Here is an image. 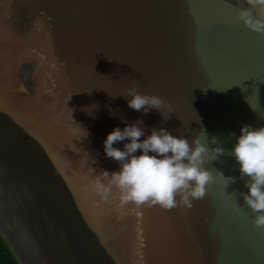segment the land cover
<instances>
[{
    "label": "water",
    "instance_id": "1",
    "mask_svg": "<svg viewBox=\"0 0 264 264\" xmlns=\"http://www.w3.org/2000/svg\"><path fill=\"white\" fill-rule=\"evenodd\" d=\"M248 7L0 0V233L20 264H264V227L229 154L242 126H264V34L238 20ZM130 88L164 100L168 119L128 108ZM138 120L146 134L224 149L190 209L119 206L92 190L119 169L106 135Z\"/></svg>",
    "mask_w": 264,
    "mask_h": 264
},
{
    "label": "clouds",
    "instance_id": "2",
    "mask_svg": "<svg viewBox=\"0 0 264 264\" xmlns=\"http://www.w3.org/2000/svg\"><path fill=\"white\" fill-rule=\"evenodd\" d=\"M245 3L249 7L237 13L238 20L249 30L264 34V0ZM125 98H129L128 108L144 114L152 109L161 112L165 107L160 97L141 94L135 88H130ZM161 115L164 121L168 119ZM142 124L139 120L125 123L106 135L102 142L104 156L117 162L119 169L101 171L90 182L92 190L101 201L117 199L119 206L133 203L158 205L165 210L180 206L190 209L193 201L205 196L207 185L214 180L205 165L224 155V149L217 146L210 152L199 137L190 143L185 136L173 135L163 127L146 134ZM235 141L229 154L239 165L240 178H247V192L239 195L243 204L257 213L254 225L264 227V126H242ZM218 175L224 187L234 182L232 177L224 180L223 173Z\"/></svg>",
    "mask_w": 264,
    "mask_h": 264
},
{
    "label": "trees",
    "instance_id": "3",
    "mask_svg": "<svg viewBox=\"0 0 264 264\" xmlns=\"http://www.w3.org/2000/svg\"><path fill=\"white\" fill-rule=\"evenodd\" d=\"M0 264H20L12 248L0 233Z\"/></svg>",
    "mask_w": 264,
    "mask_h": 264
}]
</instances>
